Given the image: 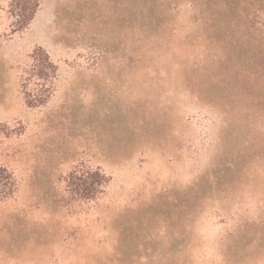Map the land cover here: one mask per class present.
Here are the masks:
<instances>
[{
  "label": "rangeland",
  "instance_id": "374dc122",
  "mask_svg": "<svg viewBox=\"0 0 264 264\" xmlns=\"http://www.w3.org/2000/svg\"><path fill=\"white\" fill-rule=\"evenodd\" d=\"M11 3L0 264H264V0H40L22 30ZM38 47L57 73L29 107ZM88 169L108 183L80 202Z\"/></svg>",
  "mask_w": 264,
  "mask_h": 264
},
{
  "label": "trees",
  "instance_id": "16d2710c",
  "mask_svg": "<svg viewBox=\"0 0 264 264\" xmlns=\"http://www.w3.org/2000/svg\"><path fill=\"white\" fill-rule=\"evenodd\" d=\"M11 12L14 16L16 30L26 28L33 20L40 6V0H12ZM30 63L25 70V77L21 79L22 93L29 107L43 105L49 98L57 66L49 55L40 47L35 48L29 56ZM33 81L35 88L29 90ZM108 179L99 170H82L78 173L70 172L68 175V188L78 201H91L96 199L107 185ZM16 190V182L6 168L0 167V200L11 197Z\"/></svg>",
  "mask_w": 264,
  "mask_h": 264
}]
</instances>
